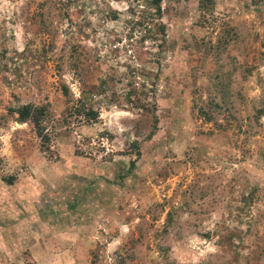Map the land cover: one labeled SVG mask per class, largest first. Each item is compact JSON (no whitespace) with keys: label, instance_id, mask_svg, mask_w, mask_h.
<instances>
[{"label":"rangeland","instance_id":"obj_1","mask_svg":"<svg viewBox=\"0 0 264 264\" xmlns=\"http://www.w3.org/2000/svg\"><path fill=\"white\" fill-rule=\"evenodd\" d=\"M147 3L0 0V264H264V0Z\"/></svg>","mask_w":264,"mask_h":264},{"label":"trees","instance_id":"obj_2","mask_svg":"<svg viewBox=\"0 0 264 264\" xmlns=\"http://www.w3.org/2000/svg\"><path fill=\"white\" fill-rule=\"evenodd\" d=\"M147 6L152 7L155 10V13H158L159 5L161 0H147ZM159 30H163V25H160ZM63 87V95L67 94V89L64 85ZM15 113V119L19 123H30L35 135L41 140V145L48 142L50 134L46 131L45 122L50 116V110L48 109V105L46 103H22L17 107L12 109ZM76 114H83L86 122H91L95 120L98 116L96 111L91 110L88 105L86 108L83 107H75ZM155 117H153L152 121V130L155 126ZM134 146H137V143H134ZM133 164V163H132ZM12 177H10L6 182L10 183Z\"/></svg>","mask_w":264,"mask_h":264}]
</instances>
